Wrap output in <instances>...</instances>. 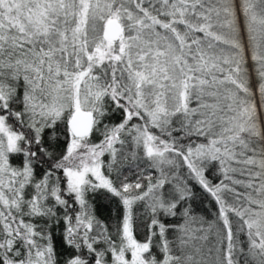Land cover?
I'll use <instances>...</instances> for the list:
<instances>
[{
	"label": "snow or ice",
	"instance_id": "obj_1",
	"mask_svg": "<svg viewBox=\"0 0 264 264\" xmlns=\"http://www.w3.org/2000/svg\"><path fill=\"white\" fill-rule=\"evenodd\" d=\"M0 264H264V0H0Z\"/></svg>",
	"mask_w": 264,
	"mask_h": 264
},
{
	"label": "trees",
	"instance_id": "obj_2",
	"mask_svg": "<svg viewBox=\"0 0 264 264\" xmlns=\"http://www.w3.org/2000/svg\"><path fill=\"white\" fill-rule=\"evenodd\" d=\"M102 214H107L105 210L102 209Z\"/></svg>",
	"mask_w": 264,
	"mask_h": 264
}]
</instances>
